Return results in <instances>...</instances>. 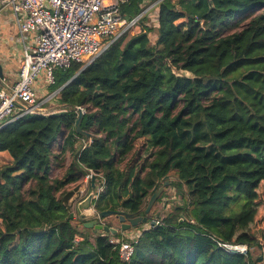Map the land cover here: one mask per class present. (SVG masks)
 I'll use <instances>...</instances> for the list:
<instances>
[{
  "label": "trees",
  "instance_id": "16d2710c",
  "mask_svg": "<svg viewBox=\"0 0 264 264\" xmlns=\"http://www.w3.org/2000/svg\"><path fill=\"white\" fill-rule=\"evenodd\" d=\"M153 1L121 11L130 19ZM154 12L145 31L122 34L83 69H55L51 91L67 83L57 102L85 109L90 137L79 152L74 108L0 128L11 157L0 167V264H264V234L255 235L264 224V0H160ZM89 173L99 178L89 182L97 212L139 211L166 176L185 203L143 230L123 262L109 242L121 231L86 228L62 204ZM216 240L248 251L227 254Z\"/></svg>",
  "mask_w": 264,
  "mask_h": 264
},
{
  "label": "built area",
  "instance_id": "2783aa9c",
  "mask_svg": "<svg viewBox=\"0 0 264 264\" xmlns=\"http://www.w3.org/2000/svg\"><path fill=\"white\" fill-rule=\"evenodd\" d=\"M127 1L0 0V9H10L14 16L23 52L17 81L7 90L0 89V128L29 113L50 112L44 104L56 93L43 100L37 98L33 86L38 83L39 75L44 74L45 84L51 85L55 69H66L74 62L85 67L122 34L135 28H139L136 34L145 31L143 26L146 24L142 19L147 17L149 10H153L156 19L154 9L160 0L147 3V8H144L146 4L130 19L121 11V5ZM29 33L32 34L30 40ZM18 99L26 104L18 105ZM76 108L85 112L82 106ZM87 177L90 179L91 173ZM99 188L97 192L102 191V187ZM152 220L153 225L160 222L159 219ZM150 226L148 221L141 229L128 232L119 239L110 236L109 242L117 247L121 261L126 262L132 257L134 244L142 231ZM216 242L227 254L245 255L248 251L246 244Z\"/></svg>",
  "mask_w": 264,
  "mask_h": 264
},
{
  "label": "water",
  "instance_id": "95a60500",
  "mask_svg": "<svg viewBox=\"0 0 264 264\" xmlns=\"http://www.w3.org/2000/svg\"><path fill=\"white\" fill-rule=\"evenodd\" d=\"M171 68L172 73H174L177 76H185V77H193V74L187 70L184 69H177L176 67H174L172 64H168ZM83 69V67L81 68ZM77 75V73L71 78V80ZM3 77L2 74V69H1V65H0V79ZM67 83H64L63 85H61L57 90H55V93H58V91L60 89H62ZM18 105L22 106V104H26L24 102H22L21 100L18 99ZM74 108L77 112V117H76V121L74 124V131L76 134L80 135L83 137L82 143L80 144V146L78 147L77 152H79L83 146L87 143L89 137H90V132L85 131L81 128V122L83 119V115L84 113L81 112L78 108H76V106L72 107L71 105H65V104H60L55 110H50L49 113H47L46 111H37V114H62L65 113L67 110ZM47 110V109H46ZM77 152L74 154V158L76 157ZM168 176L164 177L162 179L163 183L157 182L156 185L153 187V189L151 190V194L150 196L147 198V200L145 201L143 207L135 212V213H128V212H124V211H114V210H104V211H100L97 212L95 214V217L93 219L84 221L83 226L86 228H94L97 230H102L106 233H110L111 235H115L119 230L117 228H114L112 226H108L105 224H102L99 222L100 218H103L105 216H109V215H116V217L118 218V221L121 223L120 224V230H128L130 228L136 227L138 225H142V224H146L148 221L150 222L151 225L154 224L153 220H149L147 215H140L139 213L142 212L143 210L145 211V213H148L149 209L151 208V206L153 205V203L156 201V199L158 198V196L160 195V193L163 190L164 185H166V181ZM90 182H91V187H95V175L91 174L90 177ZM81 182L76 184L72 189L66 191L64 193V195L61 198L62 204L64 205V207L66 208V210L69 212V217L72 218L73 217V213L71 212V205H72V200L73 196L75 198H78L80 196L81 193ZM92 199H93V192L89 191L88 194L86 195L84 200H81L80 202L77 203V209H76V213H78L79 211H83V210H87L91 208V204H92ZM126 219H128L127 222H124Z\"/></svg>",
  "mask_w": 264,
  "mask_h": 264
},
{
  "label": "rangeland",
  "instance_id": "374dc122",
  "mask_svg": "<svg viewBox=\"0 0 264 264\" xmlns=\"http://www.w3.org/2000/svg\"><path fill=\"white\" fill-rule=\"evenodd\" d=\"M148 6L149 5L147 4L144 8H147ZM146 16L149 17L148 21L147 20L145 21L146 26H148L152 21L155 20V18L153 17L154 16L153 10H149V12H147ZM138 30H139V28L138 29H136V28L135 29H131L130 31L126 32L125 34H127L128 35L127 37H129L131 35L136 34L138 32ZM153 36L154 35H151V37H153ZM82 67H83V64H82ZM43 75L42 76L39 75L36 78V79H38V83H36L35 85H42V84L46 83V78ZM40 79H42L41 83H39ZM50 86L51 85L47 86L48 95L54 94V92H55V90L51 91V89H50L51 87ZM56 101H57V93L53 95L52 99H50V104H46V105H44V107L46 108L49 105L57 104ZM46 109H48V108H46ZM61 139H62V136L60 135L58 140L54 143V148H53L54 151H57V149H58V145L57 144L61 143ZM82 140H83V138H79V142H81ZM4 160L0 161V167H1V165L8 163V162L7 163H5V162L2 163ZM67 161H69V157L67 158ZM61 173H62V170L57 169V168H53V169H51L50 175H51V177H55V176H60ZM98 179L95 178V182H96L97 186L99 185ZM174 180H175L174 177H168L167 180H164L167 183H166V185H164L165 187H163L162 192L158 196V198H161V200H160L159 204L155 206V210H154V212L156 213L155 215L158 214V219H161L162 217H164L168 212H170L172 210V208L174 206H183L184 203H185V198L183 197L182 191L173 184ZM80 182H81V188H80L81 189V193H80V196L78 198H75L73 196V199H71L72 200L71 212L73 213V217L72 218L73 219L81 218V219H84V221H87V220L93 219L95 217V214L97 213V211L94 209L93 204H91V208L90 209L79 211L78 213H76L77 203L80 202L81 200H84L86 195L88 194V192L91 191L89 189L90 179H88L87 176H85L82 179V181H80ZM161 183H163V181ZM74 186H75V184L68 186V188H66L67 191L72 189ZM99 190H101V188H99ZM92 192H93V199H94L95 198L94 196L96 194H94V191H92ZM154 204H155V202L153 203V205L149 209L148 213H146V215L149 214V212L152 209V207L154 206ZM99 222L102 223V224L117 228L119 231H121L120 230V223L117 220L115 215H109V216H105L103 218H100ZM145 225L146 224H142L140 226L144 227ZM90 229H94V228H90ZM94 230L99 231L97 229H94ZM136 230H137L136 227L130 228L128 230H123V231H121L122 232L121 235L124 236L128 232H131V231L134 232ZM94 233H95V231L92 232V234L90 235V237H89L90 241H92ZM262 233L264 234V224L263 223L259 224V226L255 229V235L257 237L262 235ZM75 239H81V238L77 236ZM249 250L252 251V249H249Z\"/></svg>",
  "mask_w": 264,
  "mask_h": 264
},
{
  "label": "crops",
  "instance_id": "0c3cea01",
  "mask_svg": "<svg viewBox=\"0 0 264 264\" xmlns=\"http://www.w3.org/2000/svg\"><path fill=\"white\" fill-rule=\"evenodd\" d=\"M31 36L32 34L29 33V40ZM22 54V44L18 39L17 25L14 16L10 9H0V65L3 74V77L0 79V89L7 90L17 81ZM41 81L42 79H40L39 83H41ZM33 88L38 99L41 98V100H43L47 97V84L34 85ZM46 104H50V100L44 105ZM59 105L60 104L57 102V104L49 105L46 108L55 110ZM1 160H4L2 163H9L11 161V157L7 151L0 152V161Z\"/></svg>",
  "mask_w": 264,
  "mask_h": 264
},
{
  "label": "flooded vegetation",
  "instance_id": "af4514ba",
  "mask_svg": "<svg viewBox=\"0 0 264 264\" xmlns=\"http://www.w3.org/2000/svg\"><path fill=\"white\" fill-rule=\"evenodd\" d=\"M139 214L142 215L141 212H140ZM115 216H116V215H115ZM116 218H117V217H116ZM117 220H118V218H117ZM127 221H128V219H126L124 222H127ZM119 223H120V222H119ZM120 224H121V223H120Z\"/></svg>",
  "mask_w": 264,
  "mask_h": 264
}]
</instances>
